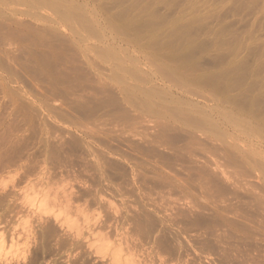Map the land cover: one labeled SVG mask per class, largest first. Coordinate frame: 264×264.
<instances>
[{
    "label": "rangeland",
    "instance_id": "obj_1",
    "mask_svg": "<svg viewBox=\"0 0 264 264\" xmlns=\"http://www.w3.org/2000/svg\"><path fill=\"white\" fill-rule=\"evenodd\" d=\"M43 3L0 5V163L24 165L0 176V264H264V144L191 130L230 113L264 136V0Z\"/></svg>",
    "mask_w": 264,
    "mask_h": 264
},
{
    "label": "bare ground",
    "instance_id": "obj_2",
    "mask_svg": "<svg viewBox=\"0 0 264 264\" xmlns=\"http://www.w3.org/2000/svg\"><path fill=\"white\" fill-rule=\"evenodd\" d=\"M12 1H13V2H12ZM69 1H71V0H69ZM43 2H44V0H0V5H1V6H4V7H8L9 5H13V6H20V5H22V6L27 7V8L29 9L30 12H33V11H34V12L36 13V12L39 11L43 6L46 5V4H45V5H42V4H44ZM46 3H47V1H46ZM54 3H55V2H54ZM70 3H71V2H70ZM72 4H73V3H72ZM47 5H50V2H49V4H47ZM51 5H52V3H51ZM64 5H65V3H64ZM22 6H21V8H23ZM55 6H56V5H55ZM61 6H62V5H61ZM85 6H86V5H85ZM11 7H12V6H11ZM46 7H47V6H45V8H46ZM52 7H53V6H52ZM57 7H58V6H57ZM78 7H79V8H77V6H76V9H77V10L80 9V10L82 11V7H80V6H78ZM12 8H13V7H12ZM12 8H11V9H12ZM14 8H15V7H14ZM19 8H20V7H19ZM19 8H18V9H19ZM43 8H44V7H43ZM48 8H51V7H48ZM53 8H54V7H53ZM55 8H56V7H55ZM62 8H64L65 11L68 10V9H66L65 7H62ZM68 8H69V7H68ZM11 9H10V10H11ZM18 9L15 8V11L18 10ZM70 9H72V6H71ZM70 9L68 10V12H67V11L64 12V13L61 12L62 14H61V13H58V14H61L60 16H62V17H60V18H63V19H62V20H63V23H64V21H65L66 23L69 22V24H71L72 22H76V23H77V22H81V18H82L81 16H82V15H81V16H79V15H80L82 12L79 10V12H81V13L78 14V13H76V9H75V12H73L72 10H71V11H72V12H71ZM10 10H9V11H10ZM12 10H14V9H12ZM19 10H20V9H19ZM45 10H46V9H45ZM41 11H43V10L41 9ZM56 11H57V9H55L54 12H56ZM34 12H33V13H34ZM39 12H40V11H39ZM43 12H45V11H43ZM58 12H59V11H58ZM86 12H87V11H86ZM3 13H4V12H3ZM21 13H22V12H21ZM21 13H20V14H21ZM37 13H38V12H37ZM37 13H36V14H37ZM56 13H57V12H56ZM56 13H54V14H52V15H55ZM73 13H75L77 16H76L75 14H73ZM0 14H1V13H0ZM22 14H23V13H22ZM48 14H49V13H48ZM2 15H3V14H2ZM33 15H34V14H33ZM56 15H57V14H56ZM56 15H55V16H56ZM0 16H1V15H0ZM3 16H4V15H3ZM25 16H26V15H25ZM40 16H41V15H40ZM49 16H50V15H49ZM36 17H37V15H35V18H33V19H36ZM41 17H42V16H41ZM80 17H81V18H80ZM60 18H59V19H60ZM84 20H85V19H84ZM84 20H82V21H84ZM132 20H133V19H132ZM61 22H62V21H61ZM63 23H62V24H63ZM130 23H131V22H130ZM82 24H83V23H82ZM73 25H75V24L72 23L71 26H73ZM83 25H86V24H83ZM89 25L91 26V24H89ZM81 26H82V25H80V27H81ZM84 27H85V26H84ZM123 27H124V26H123ZM126 27H127V26L125 25V28H126ZM75 28H77V27H75ZM86 28H89V27H86ZM91 29H92V27H91ZM110 29H111V28H110ZM70 30H71V29H70ZM73 30H75V29L73 28ZM111 31H112V30H111ZM117 31H118V30H117ZM70 32H71V31H70ZM86 32H87V31H86ZM112 32H113V31H112ZM100 33H101V32H100ZM117 33H119V31H118ZM48 34H49V33H48ZM83 34H84V33H83ZM120 34H121V33H120ZM45 35H46V34H45ZM49 35H50V34H49ZM74 35H75V34H74ZM84 35H87V34H84ZM84 35H83V36H84ZM92 35H93V34H92ZM78 36H79V35H78ZM81 36H82V35H81ZM83 36H82V38H83ZM89 36H90V34H89ZM89 36H88V37H89ZM96 36H97V34H96ZM122 36H123V33H122L121 37H122ZM51 37H52V36H51ZM53 37H54V36H53ZM76 37H77V36H76ZM91 37H93V36H91ZM87 39H88V38H87ZM91 39H94V38H91ZM100 39H101V38H100ZM83 40H84V39H83ZM115 40H116V39H115ZM80 42H81V41H80ZM83 42H85V41H83ZM103 42H104V41H103ZM81 43H82V42H81ZM84 44H85V43H84ZM106 44H107V43H106ZM122 44H123V42H122ZM88 45H89V44H88ZM109 45H110V44H109ZM92 46H93V44H92ZM75 48H77V47H75ZM108 48H109V47H108ZM110 48H112V47H110ZM84 49H85V48H84ZM87 49H89V48H87ZM106 49H107V48H106ZM112 50H113V49H112ZM118 51H119V50H118ZM120 51H121V50H120ZM89 52H90V51H89ZM103 52H104V51H103ZM106 52H107V51H106ZM106 52H105V53H106ZM112 52H113V51H111V53H112ZM114 52H115V51H114ZM116 52H117V51H116ZM86 53H87V51H86ZM120 53H121V52H120ZM102 54H103V53H102ZM106 54H107V53H106ZM112 54H113V56H114V53H112ZM112 54H111V55H112ZM108 55H109V53H108ZM83 56H84V55H83ZM116 57H117V54H116ZM104 58H106V57H104ZM87 59H88V58H87ZM108 60H109V59H107V61H108ZM116 60H118V57H117ZM112 61H113V60H112ZM117 62H118V61H117ZM135 64H136V63H135ZM157 68H158V67H157ZM120 70H121V69H120ZM127 70H128V69H127ZM128 71H129V70H128ZM137 72H138V71H137ZM124 74H125V73H124ZM137 74H138V73H137ZM117 77H118V76H117ZM115 78H116V77H115ZM121 78H122V77H121ZM132 78H133V76H132ZM132 78H131V79H132ZM135 78H136V76H135ZM118 79H119V78H118ZM138 79H139V78H138ZM121 82H122V81H121ZM121 82H120V83H121ZM121 84H122V83H121ZM121 84H120V85H121ZM122 85H124V84H122ZM121 90H122V89H121ZM132 91H133V90H132ZM121 92H122V91H121ZM124 92H125V91H124ZM126 94H127V93H126ZM129 94H130V93H129ZM132 95H133V94H132ZM126 96H127V95H126ZM146 96H147V95H146ZM134 97L136 98V96H134ZM134 97H132V98H134ZM154 97H155V96H154ZM127 98L130 99V96L127 97ZM132 98H131V99H132ZM135 98H134V100H135ZM147 98H148V97H147ZM152 98H153V97H152ZM136 100H137V98H136ZM139 101H140V100H139ZM140 102H141V101H140ZM144 104H145V103H144ZM145 105H146V104H145ZM153 105H154V104H153ZM148 106H151V105H148ZM157 106H158V105H157ZM157 106H156V107H157ZM159 106H160V105H159ZM192 106H193V105H192ZM141 107H142V105H141ZM153 107H154V106H153ZM160 107H161V106H160ZM194 108H195V107H194ZM145 109H147V106H146ZM196 111H197V110H196ZM196 111H195V112H196ZM176 113H177V112H176ZM178 113H179V112H178ZM187 113H188V111H187ZM200 113H202V112H200ZM180 114H181V113H180ZM189 115H190V114H189ZM184 116H185V115L183 114V117H184ZM202 116H203V115H202ZM186 117H187V116H186ZM186 117H185V119H186ZM211 117L214 118V121L217 120V121L219 122V123L216 122L214 125H215V126L218 125V128L220 127L219 130H218V131H220V132H217V129H216V128L214 129V126L211 125V123H210V121H209V120L212 121V119H209V118H211ZM238 117H239V116H238ZM252 117H253V116H252ZM254 118H255V117H254ZM194 119H195V118H194ZM197 119H199V118H197ZM197 119H196V120H193V123H192V120H191V122H190V121H189V117L187 118L188 122L192 123L191 126H193V127H192L191 130H192V132H193L194 134H200V136H204L205 138H207V136H208L209 138H211L212 135L208 134V132H209L210 130H211V131L214 130L213 132L216 131V132H217V135H219V136L216 137V139L218 138L217 141H220V142H222L223 139H224V140H225V139H230L231 141H232V140H235V141H237V142L240 141V143H241V142H247L248 139H251L250 142H252V138L259 137L260 140H261L260 142L264 144V136L261 137V136H259V135H257V136L255 135V134H257V132H258L257 129H259V128L256 127L257 129H252L250 126L246 127V123H245V121H243V120L237 118L236 115H233V114H230V113H229V114H209V116H207V114H206V116H205V113H204L203 118L200 117L201 120H199L198 122H196ZM182 120H183V119H182ZM184 121H185V120H184ZM185 122H186V121H185ZM195 122H196V123H195ZM190 123H189V127H190ZM194 123H195V125H193ZM183 124H184V123H183ZM212 124H213V121H212ZM187 125H188V124H187ZM184 126H185V124H184ZM205 126H206V127H205ZM187 127H188V126H187ZM207 127H209V128H207ZM216 127H217V126H216ZM254 127H255V126H254ZM254 127H253V128H254ZM190 128H191V127H190ZM205 128H206L207 130H209V131H206ZM185 129H186V128H185ZM187 130H189V129H187ZM185 131H186V130H185ZM259 131H260V130H259ZM213 132H212V134H213ZM216 132H215V133H216ZM186 133H187V132H186ZM210 133H211V132H210ZM261 133H262V132H261ZM263 133H264V132H263ZM194 134H193V135H194ZM213 135H214V134H213ZM262 135H263V134H262ZM188 136L191 137L192 135L188 134ZM192 138H193V139H196L197 137H196V138L192 137ZM243 138H244V139H243ZM221 139H222V140H221ZM256 139H257V138H256ZM191 140H192V139H191ZM212 141L214 142L213 139H212ZM232 142H233V141H232ZM255 142H256V141H255ZM217 143H218V142H217ZM223 143H226V142L224 141V142H222L221 144H223ZM195 144H196V143H194L193 146H197V147H198V145H195ZM221 144H220V145H221ZM225 145H226V144H225ZM237 145H238V144H237ZM191 146H192V145H191ZM199 147H200V145H199ZM202 147H203V146H202ZM202 147H201V148H202ZM218 147H219V145H218ZM221 147H222V146H221ZM223 147H224V146H223ZM189 148H190V147H189ZM203 148H204V147H203ZM227 148H228V147H227ZM190 149H193V148L191 147ZM195 149H198V148H195ZM195 149H194V150H195ZM249 149H250V148H249ZM204 150H205V149H204ZM213 150L216 151L217 149H214V148H213ZM218 150H220V148H219ZM223 150H224V149H223ZM223 150H220V151H221V154H222V151H223ZM229 150H230V149H229ZM189 151H191V150H189ZM211 151H212V150H211ZM215 151H213V152L215 153ZM226 151H227V153H228V152L231 153V152L228 151V150H226ZM231 151H232V150H231ZM192 152H193V151H192ZM192 152H191V153H192ZM223 152H225V151H223ZM193 153H194V152H193ZM195 153L198 154V151L195 152ZM211 153H212V152H211ZM214 153H213V154H214ZM235 153H236V152H235ZM246 153H247V152H246ZM251 153H252V152H251ZM254 153H255V152H254ZM254 153H253V154H254ZM256 153H257V152H256ZM197 154H195V156H194V155H193V156L196 157ZM263 154H264V149H263V150H260L259 153H258L257 155L255 154V155L258 156L259 160H260V159H261V160H264V155H263ZM222 155H223V154H222ZM207 156H208V155H207ZM207 156H204V157H206V159H207ZM229 156H230V155H229ZM197 157L200 159L199 156H197ZM201 157H202V156H201ZM204 157H203V158H204ZM209 157H210V156H208V158H209ZM212 157H214V156H212ZM220 157H221V155H219V157L217 156L216 159H215V157H214V160H213V158H211V159L213 160V164L215 165V167H219V165L222 166V164H220L219 161H218V159H221ZM234 157H235V155H234ZM237 157H238V156H237ZM253 157H254V156H253ZM203 158H202V160H204V161L206 162V159H203ZM231 158H232V157H231ZM235 158H236V157H235ZM249 158H250V157H249ZM211 159H207V160H208V161L210 160L209 162L212 163V160H211ZM228 159H229V158H228ZM228 159H226V160H228ZM239 159H240V157H239ZM239 159H238V160H239ZM247 159H248V157H247ZM252 159H253V158H252ZM252 159H251V162L254 164V162H253L254 160H252ZM200 160H201V159H200ZM231 160H232V159H231ZM236 160H237V159H236ZM248 160H250V159H248ZM261 160H260V161H261ZM232 161H233V160H232ZM232 161H231L232 164H231V163L229 164L230 161H227V162H226L227 165L229 164L230 166L233 167V165H234L235 163L232 162ZM209 162H208L207 165L210 164ZM224 162H225V160H224ZM224 162H223V165L226 164V163H224ZM235 162H236V161H235ZM238 162H239V161H238ZM256 162L258 163L257 166L260 164L262 167H264L260 162L255 161V163H256ZM199 163H200V162H199ZM206 163H207V162H206ZM233 163H234V164H233ZM236 163H237V162H236ZM243 163H244V162H243ZM252 163H251V164H252ZM213 164H212V165H213ZM199 165H201V164H199ZM210 165H211V164H210ZM214 165H213V166H214ZM227 165H226V166H227ZM229 165H228V168H229ZM242 165H243V164H242ZM23 166H24V165H16L15 163H13V164H6V165H3V164L0 163V176H1V174H2V175H3V174H11V173L15 172L17 169H23V168H24ZM203 166H204V165H203ZM237 166H238V164H237ZM253 166H255V165H253ZM257 166H255V168L258 169ZM15 167H16V169H15ZM66 167H67V166H66ZM199 167H200V166H199ZM204 167H205V166H204ZM206 167L209 168V166H206ZM206 167L204 168L205 170H206ZM210 167H211V166H210ZM215 167H212L213 170H214ZM232 167H230V170L232 169ZM235 167H236V165H235ZM239 167H240V166H239ZM239 167H238V168H239ZM244 167L246 168V165H245ZM248 167H249V165H248ZM262 167H260V168L258 169V170H259L258 172H260V175L262 176L263 181H264V169H263ZM200 168L202 169V166H201ZM208 168H207V169H208ZM219 168H220V167H219ZM219 168H217V169H219ZM226 168H227V167H226ZM228 168H227V169H228ZM236 168H237V167H236ZM238 168H237V169H238ZM241 168H243V167H241ZM245 168H244V169H245ZM217 169H215V171H216ZM244 169H243V170H244ZM221 170H222V169H221ZM243 170H240V168H239V171H241L240 173H242ZM255 170H256V169H255ZM218 171H219V170H218ZM232 171H233V170H231V173H232ZM234 171H235V170H234ZM236 171H237V170H236ZM247 171H250V170H247ZM37 172H38V171H37ZM204 172H205V171H204ZM211 172H214V171H211ZM211 172H210V170H209V171H208V174H210ZM219 172H220V171H219ZM219 172H218V173H219ZM221 172H222V171H221ZM221 172H220V173H221ZM243 172H244V171H243ZM198 173H199V172H198ZM218 173H217V174H218ZM212 174H214V173H212ZM215 174H216V173H215ZM221 174H222V173H221ZM235 174H237V173H235ZM238 174H239V173H238ZM250 174H251V173H250ZM200 175L203 176V173L201 172V174H199L198 176H200ZM206 175H207V174H206ZM219 175H220V174H219ZM232 175H233V174H232ZM244 175H245V173H244ZM248 175H249V173H248ZM258 175H259V174H258ZM207 176H208V175H207ZM215 176H217V175H215ZM220 176H221V175H220ZM242 176H243V175H242ZM250 176L253 177V175H249V176H248V179H251V178H252V177L249 178ZM205 177H206V176H204V178H205ZM209 177H212V176H209ZM218 177H219V176H218ZM223 177H225L224 174L222 175V179H223ZM244 177H245V176H244ZM244 177H243V181H244ZM0 178H1V177H0ZM202 178H203V177H202ZM206 178H207V177H206ZM213 178H215V177H213ZM229 178H230V177H229ZM237 178H238V180H236V181H239V180L241 179V176H240V177H237ZM237 178H236V179H237ZM253 178H255V177H253ZM207 179H208V178H207ZM226 179H227V176H226ZM245 179H246V177H245ZM257 179H258V178H257ZM217 180H218V179H217ZM220 180H221V179H220ZM228 180H229V179H228ZM230 180H231V179H230ZM246 180H247V179H246ZM224 181H225V180H224ZM241 181H242V180H241ZM241 181H239V182H241ZM249 181H250V180H249ZM249 181H248V182H249ZM226 182H227V181H226ZM218 183H219V182H218ZM224 183H225V182H224ZM229 183H230V182H229ZM231 183L233 184L234 182L231 181ZM241 183H243L242 186L244 187V185H245L244 182H241ZM241 183H240V185H239V183H237V185L241 186ZM249 183H250V182H249ZM47 184H48V183H47ZM226 184H227V183H226ZM234 184H236V183H234ZM246 184H247V183H246ZM250 184H252V183H250ZM263 184H264V183H263ZM200 185H201V184H200ZM200 185H199V186H200ZM258 185L260 186V184H258ZM219 186H220V184H219ZM230 186H231V185H230ZM235 186H236V185H234L233 187L235 188ZM239 186H236V187H239ZM248 186H249V185H248ZM248 186H246L245 188H247ZM263 186H264V185H263ZM263 186H262V188H263ZM106 187H107V186H106ZM202 187H203V186H202ZM204 187H205V186H204ZM207 187H208V188H207ZM207 187H205L207 190H208V189H209L210 191L212 190V189L209 188V186H207ZM212 187H213V186H212ZM233 187H232V188H233ZM243 187H242V188H243ZM103 188H104V187H103ZM205 188H202V189H205ZM215 188H216V186H215ZM234 188H233L232 190L235 191ZM242 188H241V190H242ZM252 188H253V187H252ZM46 189H48V188L45 187V191H46ZM54 189H55V188H54ZM200 189H201V187H200ZM202 189H201V190H202ZM206 189H205V190H206ZM217 189H218V188H216L215 191H216ZM248 189H249V187H248ZM248 189H247V190H248ZM43 190H44V189H43ZM90 190H91V189H90ZM209 190H208V191H209ZM213 190H214V188H213ZM213 190H212V191H213ZM219 190H220V188H219ZM236 190H237V189H236ZM245 190H246V189H245ZM256 190H257V189H256ZM263 190H264V189H263ZM49 191H52V192H53V191H55V190H47V193H48ZM215 191H214V194H216V196H214V194H213V196L215 197V199H216V198H222V197H223V195H221L222 197H218V196H217V195H220V191H221V190H220L219 192L217 191L218 194H217V192L215 193ZM249 191H250V190H249ZM249 191H246V193L249 192ZM258 191H259V190H258ZM57 192H58V191H57ZM91 192H92V191H91ZM99 192H101V191H99ZM200 192H201V191H200ZM235 192H236V191H235ZM251 192L253 193L254 190H253V191L251 190ZM255 192H256V191H255ZM259 192H260V191H259ZM37 193H38V192H37ZM49 193H50V192H49ZM61 193H62V192H61ZM65 193H66V192H65ZM70 193H72V192H70ZM89 193H90V192H89ZM103 193H104V191H103ZM202 193H203V192H202ZM212 193H213V192H212ZM221 193H222V191H221ZM252 193H251V194H252ZM257 193H258V192H257ZM257 193H255V194H257ZM262 193L264 194V192H262ZM41 194H42V193L40 192V195H41ZM45 194H46V193H45ZM63 194H64V193H63ZM63 194H59V195H62V196L64 197ZM74 194H76V193H74ZM74 194H73V193H72V195H71V194H67V196H68V195L73 196ZM87 194H88V193H87ZM209 194H210V193H209ZM249 194H250V193H249ZM263 194H261V195L258 194V195H259V198H260V196L262 197ZM43 195H44V194H42V197H43ZM47 195H48V194H46V196H47ZM50 195H51V194H50ZM50 195H49V196H50ZM53 195H54V194H53ZM53 195H51V198L53 197ZM59 195H57V197H56L57 202H59V201H58V196H59ZM201 195H202V194H201ZM252 195H253V194H252ZM36 196H37V195H36ZM49 196H47L46 199H44L42 202H40L42 199H41V200L38 199V198L40 197V196H38L37 199L40 200V201H39L40 204L36 202V203L38 204V206L36 205V206H37L36 208L34 207L35 204L33 203V207L35 208L34 211H35V213L38 215L37 217H39V220H40L42 217H45V219L42 218V220H43V219H44V220H48V219H49L48 221H50V220H51L50 217L53 216V215H51V213L54 211V206L56 205L57 202H54L55 200H53V202H52V199H53V198L55 199V196L51 199V202H50V201L47 199V198H49ZM65 196H66V194H65ZM208 196H209V195H208ZM208 196H207V197H208ZM210 196H212V195H210ZM213 196H212V197H213ZM27 197H28V196H27ZM33 197H35V194H34ZM33 197H32V198H33ZM42 197H41V198H42ZM60 197H61V196H59V199L63 198V197H61V198H60ZM68 197H69V196H68ZM68 197H67V198H68ZM204 197H205V196H204ZM212 197H210V198H212ZM225 197H226V196H224L223 199H225ZM23 198H24V197H23ZM32 198L28 197V198H26V200L28 201V199H31V200L28 201V202H30V201H33ZM65 198H66V197H65ZM65 198H64V199H61V200L66 201L67 198H66V199H65ZM208 198H209V197H208ZM208 198H207V199H208ZM255 198H257V197L255 196ZM255 198H254V199H255ZM263 198H264V197H262V199H263ZM20 199H21V198H20ZM24 199H25V198H24ZM68 199H69V198H68ZM72 199H73V198H72ZM215 199H214V200H215ZM22 200H23V199H22ZM34 200H35V198H34ZM73 200H74V199H73ZM214 200H213V202H214ZM228 200H230V199H228ZM63 201H61V202H63ZM68 201H69V202H68ZM68 201H67V202L69 203V205L73 202L71 199H69ZM70 201H71V203H70ZM210 201H211V199H210ZM216 201H217V199H216ZM218 201H219V200H218ZM218 201H217V203H219ZM223 201H224V200H223ZM258 201H259V200H258ZM258 201H257V202H258ZM261 201H262V200H260V202H261ZM25 202H26V201H25ZM28 202H27V203H28ZM33 202H34V201H33ZM67 202H65V203H67ZM105 202H106V201H105ZM213 202H210V203H213ZM225 202H226V201H225ZM257 202H256V203H257ZM31 203H32V202H31ZM53 203H55V204H53ZM106 203H107V202H106ZM222 203H223V202H222ZM20 204H21V203H20ZM24 204H25V203H23V205H24ZM28 204H29V203H28ZM28 204H25V205L27 206ZM51 204H53V206H52L53 209H52V207H51ZM58 204H59V203H58ZM215 204H216V203H215ZM215 204H213V205H215ZM220 204H221V203H220ZM223 204H224V203H223ZM226 204H228V206H230V205L232 204V203H231V200H230V203H226ZM226 204H225V205H226ZM257 204H258V203H257ZM259 204H261V203H259ZM60 205H62V203H61ZM60 205H58V206L61 207ZM67 205H68V204H67ZM67 205L65 204V207L63 208L64 210H63L62 208H61L62 210L59 209V207L57 208V209H59V213H63V212L65 213V214H63L65 219H66L65 216H66L67 214H69V213L71 212L72 208H73L71 205H70L71 207H67ZM211 205H212V204H211ZM213 205H212V206H213ZM263 205H264V204H263ZM31 206H32V205H31ZM31 206H30V207H31ZM56 206H57V205H56ZM102 206L105 207V205H102ZM212 206H211V207H212ZM233 206H234V205H233ZM260 206H261V205H260ZM50 207H51V209H50ZM217 207H221V206L218 205ZM222 207H223V206H222ZM256 207H257V206H256ZM22 208H23V207H22ZM25 208H26V207H25ZM25 208H24V209H25ZM28 208H29V205L27 206V209H28ZM31 208H32V207H31ZM67 208H68V209H67ZM69 208H71V209H70V212H69ZM233 208H235V207H233ZM32 209H33V208H32ZM55 209H56V208H55ZM73 209H74V208H73ZM217 209H218V208H217ZM219 209H220V208H219ZM228 209L230 210V208H228ZM261 209H262V207H261ZM28 210H30V209H28ZM36 210H37V212H36ZM225 210H226V209H225ZM225 210H224V211H225ZM231 210H232V209H231ZM236 210H237V209H236ZM236 210H232V211L235 212ZM30 211H32V210H30ZM51 211H52V212H51ZM61 211H62V212H61ZM219 211H220V210H219ZM221 211L223 212V209H222ZM221 211H220V212H221ZM55 212H56V210H55ZM74 212H75V211H74ZM74 212H73V215H75ZM225 212H227V210H226ZM225 212H223V214H225ZM229 212L231 213V211H229ZM229 212H228V214H230ZM237 212H238V211H237ZM262 212H264V211H262ZM30 213H33V211L30 212ZM53 214H54V213H53ZM71 214H72V213H70V215H71ZM232 214H233V213H232ZM235 214H236V213H235ZM235 214H234V215H235ZM238 214H239V212H238ZM39 215H40V216L42 215L41 218H40ZM43 215H44V216H43ZM55 215H56V214H55ZM63 215L59 214V216H63ZM70 215H67V216H70ZM230 215H231V214H230ZM236 215H237V214H236ZM57 216H58V214H57ZM57 216H56V218H57ZM240 216H241V215H240ZM242 216H243V215H242ZM51 218L53 219V220H51V221H54V219H56V218H53V217H51ZM59 218H60V220H61L63 217H62V218L59 217ZM59 218H58V219H59ZM71 218H74V216L71 217ZM109 218H110V217H109ZM58 219H56V220L58 221ZM68 219H70V217H69ZM105 219H106V218H105ZM111 219H112V218H111ZM42 220H40V221H42ZM44 220H43V221H44ZM56 220H55V221H56ZM60 220H59V221H60ZM113 220H114V219H113ZM59 221H58V222H59ZM63 221H64V220L62 219V222H63ZM68 221H71V220H67V222H68ZM104 221H105V220H104ZM107 221H108V220H107ZM44 222H47V221H44ZM60 222H61V221H60ZM60 222H59V223H60ZM62 222H61V223H62ZM65 222H66V221H65ZM65 222H63V223L65 224ZM56 223H57V222H56ZM61 223H60V224H61ZM114 223H115V221H114ZM41 224H42V223H41ZM45 224H46V223H45ZM53 224H54V223H53ZM60 224H59V225H60ZM64 224H62V225H64ZM67 224L69 225L70 223L68 222ZM42 225H43V224H42ZM49 225H50V224H49ZM51 225H52V224H51ZM56 225H57V224H56ZM111 225H112V224H111ZM114 225H115V224H114ZM54 226H55V225H54ZM57 226H58V225H57ZM60 226H61V225H60ZM44 227H45V226H44ZM58 227H59V226H58ZM65 227H66V225H65ZM69 227H71V229L73 228L71 225H70ZM111 227H112V226H111ZM107 228H108V227H107ZM44 229H45V228H44ZM52 229H53V228H52ZM58 229H59V228H58ZM65 229H66V228H65ZM66 230H67V229H66ZM42 231H43V230H42ZM49 231H50V230H49ZM45 232H46V231H45ZM42 233H43V232H42ZM44 234H46V233H44ZM75 235H76V234H75ZM71 237H72V236H71ZM84 239H85V238H84ZM73 242H74V241H73ZM102 245H103V244H102ZM12 246H14V245H12ZM120 246H121V245H120ZM117 248H119V247L117 246ZM120 249H121V248H120ZM2 250H3V249H2ZM115 250H116V249H115ZM115 250H113V251H115ZM0 251H1V248H0ZM99 251H100V250H99ZM111 251H112V250H111ZM2 252H3V251H2ZM116 254H117V253H116ZM120 255H121V254H120ZM120 255H118V256H120ZM117 258H118V257H117ZM110 260H111V258H110ZM118 262H119V261H118Z\"/></svg>",
    "mask_w": 264,
    "mask_h": 264
}]
</instances>
